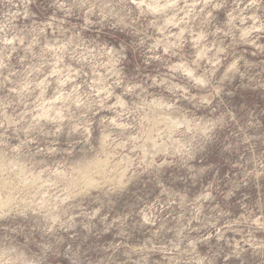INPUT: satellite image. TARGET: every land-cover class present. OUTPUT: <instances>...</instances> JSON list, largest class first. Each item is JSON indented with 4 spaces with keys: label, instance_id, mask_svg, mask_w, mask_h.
<instances>
[{
    "label": "rangeland",
    "instance_id": "374dc122",
    "mask_svg": "<svg viewBox=\"0 0 264 264\" xmlns=\"http://www.w3.org/2000/svg\"><path fill=\"white\" fill-rule=\"evenodd\" d=\"M1 202L0 264H264V0H0Z\"/></svg>",
    "mask_w": 264,
    "mask_h": 264
},
{
    "label": "bare ground",
    "instance_id": "6f19581e",
    "mask_svg": "<svg viewBox=\"0 0 264 264\" xmlns=\"http://www.w3.org/2000/svg\"><path fill=\"white\" fill-rule=\"evenodd\" d=\"M159 116V115H158ZM157 116V117H158ZM157 120H164V121H167V122H169V124H174V125H176L175 124V122L177 123V121H174V123H172L173 121H170L171 120V118H170V120H169V118H167L166 116L165 117H163V116H160V117H158V118H156ZM175 119H177V118H175ZM174 120V119H173ZM178 120V119H177ZM160 122V121H159ZM180 123V121L178 120V124ZM103 165L102 164H97V163H95V164H93V165H88V166H86L83 170H82V174H81V177H82V182L86 185V186H89V187H93V184H94V179H92L93 178V176L94 175H97V174H99L101 171H102V169H103ZM6 182V181H5ZM4 183V182H3ZM8 183H9V181H8ZM3 185H5V187H6V183H4ZM8 185V184H7ZM4 186H3V188H5ZM9 188V187H8ZM7 189V188H6ZM8 202H1L0 204H2V207H4L5 206V204H7Z\"/></svg>",
    "mask_w": 264,
    "mask_h": 264
}]
</instances>
